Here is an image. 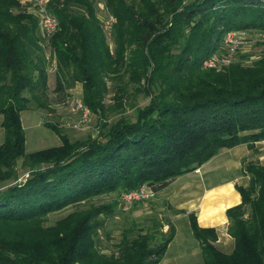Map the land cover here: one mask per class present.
<instances>
[{
  "label": "trees",
  "instance_id": "16d2710c",
  "mask_svg": "<svg viewBox=\"0 0 264 264\" xmlns=\"http://www.w3.org/2000/svg\"><path fill=\"white\" fill-rule=\"evenodd\" d=\"M106 6L102 18L96 0H49L59 29L47 35L39 13L23 0H0L6 134L0 144V264H159L176 235L174 223L161 242L150 229L125 230L106 252L102 216L121 203L94 198L144 184L160 192L221 150L264 139V52L253 57L240 49L227 66H204L225 50L229 31L264 32V0H106ZM50 64L59 93L82 83V101L101 129L73 139L46 122L62 144L27 152L22 111L50 107ZM140 93L150 101L130 104ZM129 104L136 115L122 111L107 120ZM22 173L28 176L20 181ZM244 173L251 180L237 187L242 201L227 209L232 252L217 245L215 227H202L189 213L201 264H264V160L245 162ZM71 206L49 224L51 213Z\"/></svg>",
  "mask_w": 264,
  "mask_h": 264
},
{
  "label": "rangeland",
  "instance_id": "374dc122",
  "mask_svg": "<svg viewBox=\"0 0 264 264\" xmlns=\"http://www.w3.org/2000/svg\"><path fill=\"white\" fill-rule=\"evenodd\" d=\"M23 1L30 9L39 13L41 5L40 1L42 0ZM186 1L190 2L191 0ZM96 6L99 11V15H101L102 18H106L108 16L106 0H96ZM240 31L241 32L235 36L238 41H244L240 43V52L245 54L250 53L253 57H259L264 52V32L256 29H241ZM49 66L50 107L47 110L29 108L22 111V120L27 137V152H34L62 144L63 140L61 136L51 126L47 125L46 122H53L54 124H57L63 133H67L73 139L85 138L88 135L95 136L101 129L99 126L98 116L94 114L91 116L89 121H81L82 113L81 110L78 109V105L83 102L82 83L77 82L74 86L67 87L64 92L59 93L56 88V69L53 68V64H50ZM130 87H133V85H130ZM112 96L113 95L111 94L108 97V102H110V97ZM149 101L150 97H145L142 93L133 94L130 99V104L133 103L137 106H144ZM130 104L126 105L124 109L125 111L121 109L115 113H109L107 120L110 121L116 118L117 113L120 112H124V114L128 116L136 115L137 110L132 108ZM40 120L45 123L42 122L39 124ZM259 145L260 147H263V151H259L263 154L264 144ZM27 176V173H22L19 180H24ZM120 194L121 192L106 194L101 197H95L94 201H115L117 199L120 201ZM73 209L74 207L71 206L61 211L51 213L49 215V224L54 223L57 219L66 215ZM174 211V208H172L166 201L159 199L158 197L135 204L130 208H126L122 204H118L113 213L103 214L102 216L105 219V225L99 230L100 244L103 246L104 251L111 252L115 249V245L121 240L125 230H131L130 232L134 235L141 229H146V231L150 229L151 231L157 233V240L161 242L163 240V233L169 229L168 224L171 222V215L174 214ZM173 222L177 225L180 234L178 240H176L171 247L169 254L176 255L182 251L186 252L183 256L176 257L175 260L177 264L203 263L204 256L199 240L191 234V240L183 243V238H187V233L190 230L189 218L187 216L180 215V217ZM155 223H159V226H156ZM192 241H195V243L198 242L199 245H197L193 253L189 254L187 252L189 250H193ZM181 244L187 245V248L183 249Z\"/></svg>",
  "mask_w": 264,
  "mask_h": 264
},
{
  "label": "crops",
  "instance_id": "0c3cea01",
  "mask_svg": "<svg viewBox=\"0 0 264 264\" xmlns=\"http://www.w3.org/2000/svg\"><path fill=\"white\" fill-rule=\"evenodd\" d=\"M2 120L3 115L0 113V144L4 142L6 136ZM42 122L44 121L40 120L39 124ZM262 148L256 142L253 147L245 142L223 149L201 165L200 172L196 169L187 171L158 192L156 197L166 201L175 210L171 215V222L176 221L180 215L187 216L190 220V230L187 238H183V243L191 240V234L195 236L189 215L190 212H195L202 227H215L218 230L219 238L216 243L222 250L226 252L234 250L235 240L228 231L230 221L227 209L242 201V195L237 187L247 186L251 180V176L244 173V163L254 159L263 160L264 153L259 152ZM180 210L184 211L179 212ZM175 227L176 235L159 264H177L176 257L186 253L182 251L176 255L169 254L180 234L177 225ZM192 244L193 250H189L187 252L189 254L199 245L195 241H192ZM182 248L186 249L187 245H182Z\"/></svg>",
  "mask_w": 264,
  "mask_h": 264
},
{
  "label": "built area",
  "instance_id": "2783aa9c",
  "mask_svg": "<svg viewBox=\"0 0 264 264\" xmlns=\"http://www.w3.org/2000/svg\"><path fill=\"white\" fill-rule=\"evenodd\" d=\"M40 23L41 27L47 35L54 34L59 29V19L57 16L52 14L48 8L47 3L48 0L40 1ZM46 2V3H45ZM114 17H110L105 21L106 29L110 30L113 24ZM240 30H231L225 36V50L221 52L214 53L207 57L204 60L205 67H212V68H222L231 64L237 57V53L241 49V44L244 41H238L235 36L240 33ZM239 42V43H238ZM78 109L81 110V121L87 122L91 118L92 111L91 109L85 105L83 102L79 103ZM258 144H264V139L256 141ZM197 172H200V167L196 169ZM158 192L155 191L151 186L148 184H144L139 188L123 191L120 194V202L126 208H130L135 204L144 202L146 200L154 199L157 196Z\"/></svg>",
  "mask_w": 264,
  "mask_h": 264
}]
</instances>
